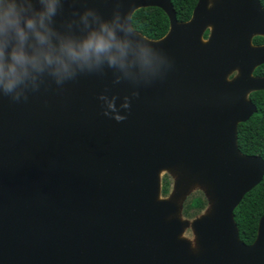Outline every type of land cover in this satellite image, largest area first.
<instances>
[{
    "label": "water",
    "instance_id": "1",
    "mask_svg": "<svg viewBox=\"0 0 264 264\" xmlns=\"http://www.w3.org/2000/svg\"><path fill=\"white\" fill-rule=\"evenodd\" d=\"M208 2L178 22L170 0H31L37 23L18 46L68 71L35 74L26 99L0 95V264H264V214L251 244L233 218L264 175L236 133L256 112L248 94L264 90L252 76L264 63V45L252 44L264 9ZM146 7L168 18L158 40L131 27ZM106 32L122 53L85 63L61 51ZM163 169L210 191V214L191 224L198 249L180 238L178 206L158 199Z\"/></svg>",
    "mask_w": 264,
    "mask_h": 264
},
{
    "label": "clouds",
    "instance_id": "2",
    "mask_svg": "<svg viewBox=\"0 0 264 264\" xmlns=\"http://www.w3.org/2000/svg\"><path fill=\"white\" fill-rule=\"evenodd\" d=\"M31 0H0V95H6L19 101L26 99L29 89L38 87L37 75L48 68H54L53 75L68 71L66 64L54 61L47 51H29L19 47L30 29L37 21L29 11ZM38 42L43 43L47 37L36 33ZM9 41V47H3V41ZM61 51L73 61L99 60L112 51L123 52V47L115 42V33L93 37L84 41L78 49L62 46ZM109 66L116 63L114 56H108ZM59 82V81H58Z\"/></svg>",
    "mask_w": 264,
    "mask_h": 264
},
{
    "label": "trees",
    "instance_id": "3",
    "mask_svg": "<svg viewBox=\"0 0 264 264\" xmlns=\"http://www.w3.org/2000/svg\"><path fill=\"white\" fill-rule=\"evenodd\" d=\"M178 22L188 21L197 0H170ZM264 8V0H259ZM134 31L151 40L162 38L169 29L166 14L157 7H146L136 10L130 19ZM208 31L203 35L206 38ZM255 45L264 43V37L255 36ZM256 74L264 75V64ZM249 100L256 106V112L244 123L237 127V147L242 155L259 156L264 161V90L249 94ZM170 183L166 177L161 179L160 195L167 196ZM207 205L202 195H195L188 199L183 208V215L190 217L198 214ZM264 214V175L261 182L248 191L237 207L233 218L238 230L239 238L245 244H251L257 231L259 218Z\"/></svg>",
    "mask_w": 264,
    "mask_h": 264
},
{
    "label": "rangeland",
    "instance_id": "4",
    "mask_svg": "<svg viewBox=\"0 0 264 264\" xmlns=\"http://www.w3.org/2000/svg\"><path fill=\"white\" fill-rule=\"evenodd\" d=\"M216 0H209L208 6ZM162 177H166L170 183L169 192L167 196L159 195V200H169L178 206V213L172 216V218H178L183 222V232L180 235L181 239H185L189 242L193 250L198 249V241L195 232L192 229V221L196 218H200L204 215H209L213 205V199L207 186L199 184L192 180H187L186 175L179 169H163L159 172V181L161 184ZM202 195L206 201V207L198 214L187 217L183 215L182 208L185 202L192 196Z\"/></svg>",
    "mask_w": 264,
    "mask_h": 264
},
{
    "label": "flooded vegetation",
    "instance_id": "5",
    "mask_svg": "<svg viewBox=\"0 0 264 264\" xmlns=\"http://www.w3.org/2000/svg\"><path fill=\"white\" fill-rule=\"evenodd\" d=\"M261 5V4H260ZM211 6V5H210ZM209 6V7H210ZM262 7V6H261ZM263 8V7H262ZM264 9V8H263ZM253 44V43H252ZM253 45H255V44H253ZM258 45H264V43H262V44H258ZM264 64V63H263ZM263 64H261L260 66H262ZM260 66H258V67H256L255 69H254V71L252 72V76H254V77H264V75H262V74H256V71H257V69L260 67ZM237 74H238V72L235 70V71H233L231 74H230V76H229V79H232L233 77H235V76H237ZM252 93V92H251ZM250 94V93H249ZM249 94H248V96H249ZM249 99V98H248Z\"/></svg>",
    "mask_w": 264,
    "mask_h": 264
}]
</instances>
